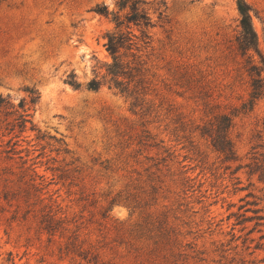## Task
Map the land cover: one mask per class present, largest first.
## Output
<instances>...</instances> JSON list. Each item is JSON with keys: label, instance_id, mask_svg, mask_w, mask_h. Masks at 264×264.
<instances>
[{"label": "rangeland", "instance_id": "1", "mask_svg": "<svg viewBox=\"0 0 264 264\" xmlns=\"http://www.w3.org/2000/svg\"><path fill=\"white\" fill-rule=\"evenodd\" d=\"M116 1L0 0V264H264V218H254L264 180L250 171L264 168V97L240 110L250 87L236 0H146L151 20L156 8L166 16L140 52L146 116L107 85L85 87L110 61L114 24L94 7ZM245 1L264 54V0ZM25 108L35 130L13 127ZM220 114L231 115L236 160L192 131ZM142 130L173 152L157 168L146 156L165 153L139 145ZM52 213L53 233L43 229Z\"/></svg>", "mask_w": 264, "mask_h": 264}, {"label": "trees", "instance_id": "2", "mask_svg": "<svg viewBox=\"0 0 264 264\" xmlns=\"http://www.w3.org/2000/svg\"><path fill=\"white\" fill-rule=\"evenodd\" d=\"M149 3L146 0H117L116 10H109L105 4H96L94 10L105 16L109 17L110 21L114 24L112 30L105 33L106 41L104 47L110 56L109 62H103L99 68H103L101 75H94L86 83V89L90 91H98L101 85H107L109 89L115 91V93L122 95L128 100L129 109L133 113H138L141 116L150 115L154 108L152 103L147 99L149 81L146 77L145 60L140 53L142 50L150 47L151 35L148 31L150 27L155 26L156 22L163 21L165 19L164 9L157 10L156 20L153 21L144 10L143 5ZM165 5L163 1H158L157 5ZM236 9L239 14L238 32L235 36V46L238 53L243 57V63L245 70L249 78V95L248 99L242 103L240 110L246 111L252 109L255 100L260 97H264V54L261 53L258 48V41L256 33L251 24L250 6L245 0H236ZM133 28L137 32L133 31ZM254 55H257V60L254 59ZM73 74L68 76L67 82L75 89L80 87V84L73 78ZM28 102L30 105L34 104L39 98V93L35 89H27ZM8 105L6 98L0 95V107ZM20 108H23L24 103L20 101L18 103ZM30 108L22 109V113L18 114L14 119L16 126L22 131L26 124L29 123L30 130H35L31 120V115L27 111ZM178 118L174 120L177 122ZM182 123L179 124V128ZM231 126V115L220 114L215 116L211 121L204 123L201 126H196L192 131L199 133L201 137H205L208 140L209 145L222 155L224 161L236 160V152L231 139L228 136V131ZM184 126H181V128ZM181 130V129H180ZM264 130V121H263ZM44 135H37L36 138H43ZM56 143L66 146L65 141L62 138H56L55 136H48ZM163 140H156V136L151 134L148 130H142L139 135L138 144L144 147L162 149L164 156H146V159L151 161L153 167H158L159 164L164 163L166 159L172 156L170 147H164L160 145ZM12 149L5 150L10 152ZM64 152H67L65 147L62 148ZM139 151V150H138ZM149 167L146 168V170ZM240 166L234 168L231 173H235ZM259 171L258 179L264 180V168L251 169ZM33 178H31L32 180ZM184 185L187 183L185 180L180 179ZM238 183V182H237ZM152 192L155 188L152 186ZM7 195H4V199ZM147 204V203H145ZM52 212V209H49ZM256 209L254 212L257 213ZM52 213L46 219V224L43 229L48 232H54L59 223L62 220H54ZM241 214L237 216L240 218ZM257 221L263 219L262 215L254 216ZM240 223V220H239ZM83 253H78L82 255ZM84 255L82 258H86ZM95 260V256H92L90 260ZM89 260V261H90ZM96 264V262L94 263Z\"/></svg>", "mask_w": 264, "mask_h": 264}]
</instances>
